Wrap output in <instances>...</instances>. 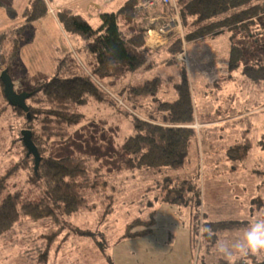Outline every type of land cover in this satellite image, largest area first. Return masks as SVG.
Returning <instances> with one entry per match:
<instances>
[{
  "label": "rangeland",
  "instance_id": "1",
  "mask_svg": "<svg viewBox=\"0 0 264 264\" xmlns=\"http://www.w3.org/2000/svg\"><path fill=\"white\" fill-rule=\"evenodd\" d=\"M102 1L47 0L48 14L32 22L25 31L29 40L20 49L23 68L12 81L15 93H29L39 80H49L57 58L71 50V44H81L79 39L75 41L77 38L63 32L55 13L70 8L97 30L101 25L100 14L116 11L127 0ZM28 3L29 0H14V8L19 13L15 20L7 19L0 9V33L24 26L20 14ZM162 7L171 10L160 5L154 10L167 14ZM142 14L137 12L138 20ZM159 23L153 20L148 28H156ZM248 30L234 27L215 37L182 41L183 52L176 56V63H161L159 67L141 68L136 73L137 77H143L142 81L160 77L163 83L159 96L172 102L176 96L173 84L185 69L195 120L191 127L196 131V141L185 165L168 174L198 180L201 211L206 221H246L244 225L219 234L211 250L206 252L207 247L200 243V226L192 244L190 209L161 202L156 199L158 191L151 190L163 173L118 170L122 144L132 133L129 116L122 109L153 123H158L163 116L157 108L158 101L142 95L134 97V104L147 100L148 106H144L147 115L139 114L141 111L136 113L137 108L129 109L125 102L126 91L119 94L120 88L128 83L127 76L117 89H108L115 97V106L89 101L79 108L84 115L82 121L72 127L65 138H54L46 144L47 155L53 158L72 153L97 156L98 165L112 178L117 192L113 211L104 221L98 220L96 211L65 217L61 206L55 205L54 211L63 228L50 246L45 264H216L221 259L228 260L229 264L246 263L248 259L252 264H264V260L254 256L229 260L218 251L219 244L240 239L252 222L264 220V82L254 81L248 73L244 74L245 67L252 72L264 67V16H256ZM144 38L150 49L151 46L163 48L167 42L162 43L161 39L151 38L145 32ZM231 41L242 48L243 58L236 66L229 62ZM168 57V52L162 49L149 61ZM106 83L104 81L103 85ZM203 121L214 123L202 125ZM25 124L24 115L12 108L0 90V177L9 174L1 198L20 191L29 200L48 201L44 184L31 178V163L23 151ZM234 146L239 147L237 158L230 159L229 150ZM152 213L154 223L147 234L124 237L129 223L135 219L147 221ZM144 228L146 225L137 227ZM44 229V226L32 225L8 239H0V264H44L38 250L39 236Z\"/></svg>",
  "mask_w": 264,
  "mask_h": 264
},
{
  "label": "trees",
  "instance_id": "2",
  "mask_svg": "<svg viewBox=\"0 0 264 264\" xmlns=\"http://www.w3.org/2000/svg\"><path fill=\"white\" fill-rule=\"evenodd\" d=\"M139 2L127 0L116 11L100 14L101 25L97 30L69 8L57 11L56 19L63 32L77 38L75 41L79 39L81 44H71L72 49L57 58L53 76L37 82V87L29 92L25 101L27 111L12 105L14 110L24 115V127L30 131L31 141L40 156L35 170L33 156L27 155V149L23 147L26 160L31 163V178L44 184L48 201L29 200L20 191L1 198L7 188L9 174L0 177V239H8L18 230L32 225L44 226L38 248L40 261L44 264L50 246L63 228L54 211L55 205L61 206L63 216L70 218L80 212L96 211L98 220L104 221L113 211L117 188L112 178L102 172L97 156L72 153L53 158L47 155L45 147L51 139L65 138L69 130L82 121L84 115L79 108L89 101L115 106V97L108 89H117L128 75L142 68L153 56L152 50L145 45L146 29L138 20ZM176 5L182 35L168 37L163 47L169 55L162 63L165 65L177 62L176 56L183 52L182 41L188 43L215 37L226 30L232 31L234 27L248 32L254 18L264 16V0H176ZM0 9L9 20L19 16L14 8V0H0ZM161 9L167 15L173 13L168 8ZM48 12L47 0H29L20 14L24 26L0 33V74L5 70L13 81L14 76L21 72L20 49L29 40L25 31L30 29L32 22L45 17ZM232 37L231 34L230 40ZM229 51V62L236 66L243 58L242 48L231 41ZM247 73L250 79L264 82V67H258L255 72L245 67L244 74ZM104 81L106 85H103ZM124 86L119 94L126 91L125 102L129 109L137 108L134 97L142 95L157 100V108L163 116L158 123H153L131 116L128 110L122 109L129 116L132 133L122 144L118 170L140 169L163 173L151 186V190L158 191L156 199L188 207L191 211L192 244L200 226V243L209 252L219 234L240 228L246 221H206L201 211L198 180L168 174V171L185 165L189 150L196 141V131L191 127L195 120L185 69H182L181 78L174 84L176 99L172 102L157 99L162 86L160 78L137 86ZM0 90L4 97L1 80ZM237 149L239 147L234 146L229 150L230 159L237 158ZM261 201L262 198L257 202L258 207ZM153 223V213L147 221L135 219L127 225L124 237L147 234ZM140 225H146V228L137 229ZM216 264L229 262L221 259Z\"/></svg>",
  "mask_w": 264,
  "mask_h": 264
},
{
  "label": "clouds",
  "instance_id": "3",
  "mask_svg": "<svg viewBox=\"0 0 264 264\" xmlns=\"http://www.w3.org/2000/svg\"><path fill=\"white\" fill-rule=\"evenodd\" d=\"M207 231L210 232L211 229ZM218 251L225 254L229 260L237 256L243 258L254 256L257 260H264V220L252 222L240 239L219 244ZM246 264H252V261L248 259Z\"/></svg>",
  "mask_w": 264,
  "mask_h": 264
},
{
  "label": "built area",
  "instance_id": "4",
  "mask_svg": "<svg viewBox=\"0 0 264 264\" xmlns=\"http://www.w3.org/2000/svg\"><path fill=\"white\" fill-rule=\"evenodd\" d=\"M158 5L168 6L173 13L172 15L166 16L162 22L157 24L156 28H146L145 33H147L151 38H155V36H157V39H161L163 41L162 43H165L166 40H168V37L173 34L182 35L176 0H141V2L138 4L139 7L137 8V12L144 13L149 10H154V8ZM180 57H182V55H180ZM239 264L246 263L241 261Z\"/></svg>",
  "mask_w": 264,
  "mask_h": 264
},
{
  "label": "crops",
  "instance_id": "5",
  "mask_svg": "<svg viewBox=\"0 0 264 264\" xmlns=\"http://www.w3.org/2000/svg\"><path fill=\"white\" fill-rule=\"evenodd\" d=\"M110 1V0H109ZM103 3L104 2H106V0H104V1H102ZM70 9V8H69ZM52 10V9H51ZM53 11V10H52ZM55 11V10H54ZM141 15V14H140ZM142 18H140L139 19V22L142 24V25H144L143 27L146 29V28H148V25H150L152 22H153V20H156L157 19V21L158 22H162V20L167 16V14H164V13H162V12H160V10H158V11H156V9L155 10H149V11H147V12H144L143 14H142ZM139 17V16H138ZM155 39H157V37L155 38ZM163 48L162 47H157V48H154V46H151V50H152V52H153V56L151 57V58H153V57H155V55L157 54V53H159L161 50H162ZM166 60V58H161L160 60H159V58H156V59H152V60H148V62L142 67L143 69L142 70H149V69H151V68H153V67H159V66H161V63H163V61H165ZM141 69V68H140ZM139 70V69H138ZM137 70V71H138ZM137 71L136 72H134V73H131L130 75H128V85H130V86H137V85H140V84H142V83H144V82H146V81H149V80H146V81H142L143 80V77H137V75H136V73H137ZM136 75V76H135ZM155 78H160V77H155ZM152 79H154V78H152ZM151 79V80H152ZM161 79V78H160ZM180 79V78H179ZM161 81H162V79H161ZM179 80H176L175 82H174V84L176 83V82H178ZM124 82V81H123ZM163 83V82H162ZM126 84V85H127ZM174 84H173V92H175V90H174ZM160 90H161V88H160ZM160 90L158 91V93H157V95H156V97H157V99H159V100H162V101H164L160 96H159V94H160ZM176 93H174V95H175ZM175 99H176V96H175ZM174 99V100H175ZM136 104V106H138L137 107V110H136V113L137 112H139V111H141L142 113H139V114H141V115H144V114H146L147 115V112H148V110H146V108L144 107V106H148V104H147V100H143V101H138L137 103H135ZM141 105V106H140ZM143 105V106H142ZM198 118H196V124H198ZM211 123H214L213 121H210V122H207V121H203V122H201V124L202 125H206V124H211ZM172 244V243H171ZM170 244V245H171ZM170 245H168V246H170ZM184 248H185V250H186V244H185V246H184ZM186 254H187V250H186Z\"/></svg>",
  "mask_w": 264,
  "mask_h": 264
},
{
  "label": "water",
  "instance_id": "6",
  "mask_svg": "<svg viewBox=\"0 0 264 264\" xmlns=\"http://www.w3.org/2000/svg\"><path fill=\"white\" fill-rule=\"evenodd\" d=\"M0 80L3 84V94L5 99L13 106L20 107L24 111H27L25 101L29 96V93H15L13 89L12 79L8 76L7 72L4 70L0 74ZM22 142L27 149V155H31L34 158L35 170L40 162V156L35 145L31 141V134L28 130L22 131Z\"/></svg>",
  "mask_w": 264,
  "mask_h": 264
}]
</instances>
